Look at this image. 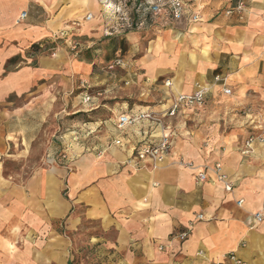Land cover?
<instances>
[{
  "label": "crops",
  "instance_id": "obj_1",
  "mask_svg": "<svg viewBox=\"0 0 264 264\" xmlns=\"http://www.w3.org/2000/svg\"><path fill=\"white\" fill-rule=\"evenodd\" d=\"M150 1L137 2L142 20L129 28L115 0H0V264H86L87 253L92 264H215L230 252L264 264V220L248 227L264 213V142L244 153L248 138L264 139V0H245L242 19L225 14L228 0H192L197 22L147 18ZM106 37L124 40L125 55L117 48L107 62ZM59 39L79 50L25 55ZM197 85L210 88L202 109L164 117ZM75 113L93 121L61 139L65 162L51 153L24 179L4 176V161L26 158L51 114ZM141 114L164 126L117 128L119 116ZM164 132L169 154L136 169V150ZM217 163L230 192L209 170ZM199 172L207 179L196 185ZM188 227L185 241L174 238Z\"/></svg>",
  "mask_w": 264,
  "mask_h": 264
},
{
  "label": "built area",
  "instance_id": "obj_2",
  "mask_svg": "<svg viewBox=\"0 0 264 264\" xmlns=\"http://www.w3.org/2000/svg\"><path fill=\"white\" fill-rule=\"evenodd\" d=\"M116 2H119L120 4H123V6H127V4L137 3L140 0H115ZM150 1V0H146ZM192 0H151L149 3V13L153 16H159L161 14L165 15L166 17L170 18L174 22L187 20L188 22H197L200 21L201 18L198 14L190 13L189 11V2ZM232 3V7L228 8L225 12L226 15H236L239 19H242L245 12H246V5L245 0H228ZM119 13L117 8L115 9V14ZM122 15L121 19L124 22V25L126 27L131 28L133 26V22L129 18H126ZM27 16L26 12H22L16 23L22 22ZM90 17L87 16V19ZM72 50H74L73 47H71ZM116 65L120 64V60L115 61ZM215 83H222L224 85L225 81L220 76H216L214 78ZM165 86H170L169 81H166ZM209 86L204 85H197L195 91L190 95L185 96H179L177 98H174L171 102L170 107L166 111V114L164 117H176L179 112L183 110H198L202 109L205 106V100L206 95L209 92ZM223 93L226 95L231 94V90L229 88H224ZM90 100V97L87 96L84 98V102H88ZM163 117V118H164ZM141 119H149L153 120L157 124L164 126V123L162 122V118H156L151 114H141L139 116L130 117V116H119L117 120V128L120 130H123L129 126H132L137 121ZM254 140H259L261 142H264V139L261 136L256 137H250L248 138L245 146L246 150L244 153L251 152V146ZM115 145H119V141L113 142ZM172 146V135L168 132H164L158 141L155 142H149L145 144L143 147L136 150L135 154L131 158V163L133 166L137 169L139 168L140 164H142L145 161H150L153 164L155 163H161L164 158L169 154L170 149ZM66 157L64 155L61 156V161L65 160ZM187 168H193V164L191 162L189 163H181ZM215 176L216 180L223 184L224 189L226 192L231 191V184L227 182L226 176L221 171V165L219 163L215 164L213 168L209 169ZM207 179V175L205 172H199L194 177V182L196 185H200L204 183ZM241 201L238 202V205H241ZM197 220H202V215H198L196 217ZM264 220V213L262 211L254 213L249 220L248 227L249 229L255 228L257 225H259ZM191 227H188L185 231L180 232L174 236V238L178 239L179 241H185L188 236L190 235ZM200 255V254H199ZM215 264H247L244 261L240 260L235 253L230 252L227 254H224L222 256V259L220 262H217Z\"/></svg>",
  "mask_w": 264,
  "mask_h": 264
},
{
  "label": "rangeland",
  "instance_id": "obj_3",
  "mask_svg": "<svg viewBox=\"0 0 264 264\" xmlns=\"http://www.w3.org/2000/svg\"><path fill=\"white\" fill-rule=\"evenodd\" d=\"M117 10L119 13L116 14L117 17L121 18L125 16L126 18H129L131 22H133V26L131 28H135V24H138L141 22L142 18H137V14H141V10L139 9V5L137 6V3L127 4V6H123V4H120L119 2L116 3ZM142 9V8H141ZM151 17L152 19H155L157 16H153L150 13H147V18ZM123 22V21H122ZM124 24V22H123ZM126 27V26H125ZM56 38V37H55ZM78 40H81V43H84L86 37H78ZM41 43V42H40ZM99 43H104L107 47L105 54V59L107 62H109L111 59L114 58V54L117 48L121 50L120 55L126 53V45L125 41L121 40L116 37H106L104 39H101ZM74 46V45H73ZM71 47H67V44L63 39L56 40L55 42L52 41L50 44H44L42 49H39L35 51L31 47L27 52H25V55H29V57H34L35 55L44 54V55H54L56 52H66L68 54H74L76 51L79 50V47L77 46L74 50H70ZM91 48L86 49L89 51ZM83 49L84 51H86ZM79 55L80 52H78ZM81 90H75L74 95L79 93ZM90 93V90H89ZM138 101L135 97L132 98L131 102L128 104V108L132 107V105L137 104ZM74 109L73 105L69 102V112H72ZM93 121V117L90 113H75V114H69L68 116H63V118L59 119L58 117H55L54 114H51L49 119L47 120V123H45L42 126V129L37 134V138L35 139V142L33 143V146L31 147V151L26 158L22 159V161H14L12 159H6L3 164V172L4 176L8 177L11 176L14 173H20V176L22 179L27 177V175L33 170V164L39 163L47 165L49 160V154L55 159V163H58V160H61V156L64 155L66 158L68 156L69 149L66 146H61V139L65 135H69V133L75 132L77 129V126L81 122L90 123ZM64 124V125H62ZM70 136V135H69ZM56 148V149H54ZM27 154V153H26ZM6 158V157H5ZM23 158V157H21ZM63 160V162H65ZM88 254V253H87ZM90 255V253L88 255ZM84 256V261L86 264H90L91 261H87ZM92 264V263H91Z\"/></svg>",
  "mask_w": 264,
  "mask_h": 264
},
{
  "label": "trees",
  "instance_id": "obj_4",
  "mask_svg": "<svg viewBox=\"0 0 264 264\" xmlns=\"http://www.w3.org/2000/svg\"><path fill=\"white\" fill-rule=\"evenodd\" d=\"M31 48L34 49L35 51H37V50H39V45H32ZM16 60H17V58L12 60L10 63L15 62Z\"/></svg>",
  "mask_w": 264,
  "mask_h": 264
}]
</instances>
